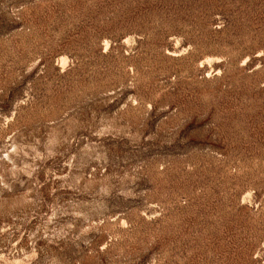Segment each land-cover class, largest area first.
I'll use <instances>...</instances> for the list:
<instances>
[{
	"label": "rangeland",
	"instance_id": "rangeland-1",
	"mask_svg": "<svg viewBox=\"0 0 264 264\" xmlns=\"http://www.w3.org/2000/svg\"><path fill=\"white\" fill-rule=\"evenodd\" d=\"M0 264H264V0H0Z\"/></svg>",
	"mask_w": 264,
	"mask_h": 264
}]
</instances>
